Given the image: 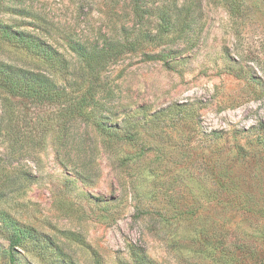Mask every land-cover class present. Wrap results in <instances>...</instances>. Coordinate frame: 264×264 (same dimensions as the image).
Segmentation results:
<instances>
[{
	"label": "rangeland",
	"instance_id": "obj_1",
	"mask_svg": "<svg viewBox=\"0 0 264 264\" xmlns=\"http://www.w3.org/2000/svg\"><path fill=\"white\" fill-rule=\"evenodd\" d=\"M123 26L142 36L91 89L102 127L92 114L59 145V105L0 88V209L43 237L0 264H264V0H0V63L67 86L76 68L90 77L76 42ZM163 50L175 54L145 57Z\"/></svg>",
	"mask_w": 264,
	"mask_h": 264
},
{
	"label": "trees",
	"instance_id": "obj_2",
	"mask_svg": "<svg viewBox=\"0 0 264 264\" xmlns=\"http://www.w3.org/2000/svg\"><path fill=\"white\" fill-rule=\"evenodd\" d=\"M135 1V0H133ZM139 6L138 3H136ZM140 12H143L142 7L138 8ZM140 16L143 14L138 13ZM167 20V19H166ZM165 18L161 17V21L165 22ZM169 22V21H168ZM169 26V23L166 24ZM161 22L156 27L158 28L157 33L151 35L146 33L145 36L148 40H154L158 35L161 34L162 30H165ZM120 33L116 30L114 35L105 37V43L100 46L96 43H82L76 42L75 50H79L80 57L82 60V66L80 69L89 67L90 77L85 78L86 72L81 73L76 68V78L70 81L69 86H75L80 81L87 83L86 90L82 91L81 94L74 95V92L67 89L68 85L60 86L54 80L49 79L44 74L35 72L34 70L25 69L23 67H16L10 64L0 63V88L5 90L12 95L36 100L40 103L55 104L59 105L56 112V116L59 121L55 131L57 132L54 142H59V145H64V140L68 136V129L74 123L81 121H90L92 114L95 123L99 127H102L104 119L101 115L94 113L95 109H100L102 114L104 113V96L96 98V93H92L91 89L99 86L104 89V82L101 81V71L105 65L108 64L112 59L120 57L122 54H126L136 49L141 36L142 29L134 31V28L130 30V27L123 26L120 28ZM136 33V35H135ZM5 37L18 45L23 46L30 52L40 56L44 61L55 69L68 68L67 61L61 57L60 53L50 44L42 41L40 38L32 35H24L23 33L16 32L10 28L4 29ZM116 35H119L117 38ZM171 54H175L172 50H163L158 53H145V57L148 60H166ZM83 76V77H82ZM89 81L91 83H89ZM84 87L80 90H83ZM109 99L112 98V92L108 91ZM103 100V101H102ZM108 108V109H107ZM107 110L110 108L107 106ZM47 123V122H46ZM140 121L138 120V124ZM47 126V124H46ZM137 126V125H136ZM121 128L120 126L118 127ZM70 136V135H69ZM0 234L5 235L9 241L7 247L0 245V250L4 254H8L11 258L13 257L14 251L17 248H22L27 251L33 245L42 244V235L37 231V228L23 224L18 219L13 217L7 210L0 209Z\"/></svg>",
	"mask_w": 264,
	"mask_h": 264
}]
</instances>
